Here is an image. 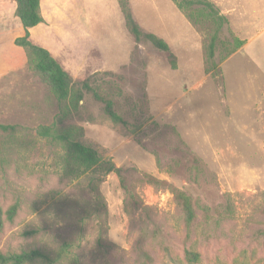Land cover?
Listing matches in <instances>:
<instances>
[{
	"label": "rangeland",
	"instance_id": "obj_1",
	"mask_svg": "<svg viewBox=\"0 0 264 264\" xmlns=\"http://www.w3.org/2000/svg\"><path fill=\"white\" fill-rule=\"evenodd\" d=\"M209 1L228 13L214 72L207 49L215 26L198 16L194 25L172 0H128L141 32L169 53L135 40L117 0H43L47 19L31 41L111 98L123 121L85 95L67 124L101 154L90 170L38 137L60 104L27 54L0 39V124L23 127L0 164V206L19 205L13 221L4 217L0 251L55 260L33 264H193L188 252L200 256L194 264H264V1ZM235 31L253 43L226 57ZM111 163L120 173L108 172ZM174 190L192 201L190 227Z\"/></svg>",
	"mask_w": 264,
	"mask_h": 264
},
{
	"label": "trees",
	"instance_id": "obj_2",
	"mask_svg": "<svg viewBox=\"0 0 264 264\" xmlns=\"http://www.w3.org/2000/svg\"><path fill=\"white\" fill-rule=\"evenodd\" d=\"M42 0H15V16L20 20L24 35L15 40V45L22 47L28 59V66L31 72L45 84L55 99L60 104V111L54 118L51 125H41L36 133L40 139L46 141L52 147L62 148L72 159L73 163L79 168L90 170L103 163V158L99 151L92 146L86 145L79 140L82 132L81 128L67 124L74 116L78 115L83 107L86 94H92L95 100L103 103L105 113L114 123H123L120 116L114 111V101L107 95L102 94L89 84V80L75 81L72 76L61 66L57 59L47 49L34 44L30 39V30L43 24L45 19L42 14ZM124 16L125 24L129 32L137 42L144 36L155 48L169 53L170 46L155 34H143L140 26L137 24L131 12L128 0H117ZM178 9L188 15L194 25H198V17L208 18L215 26V34L212 36L207 49V58L211 64L209 72L216 71L215 53L219 41V33L228 25V19L221 13L219 8L209 0H172ZM195 13V14H194ZM196 18V19H195ZM235 37V36H234ZM236 46L231 49L226 57L235 54L244 42L237 36L235 37ZM173 69H176L175 58L172 55ZM227 59V58H225ZM224 59V60H225ZM23 127L19 125L0 124V164L7 161V145L10 138L14 137ZM25 129V128H24ZM120 168H116L113 163L110 164L108 172L120 173ZM149 183L154 185H163L164 182L146 175ZM175 198L184 211V223L190 227L195 219V211L191 199L183 192L174 190ZM19 210V205L15 203L6 212L0 206V234L3 231L5 219L13 221ZM69 247L68 244L62 246L63 252ZM186 260L189 263H197L200 256L194 252L186 254ZM38 261L55 263L49 256L39 250L24 251L21 253H3L0 251V264H33Z\"/></svg>",
	"mask_w": 264,
	"mask_h": 264
},
{
	"label": "crops",
	"instance_id": "obj_3",
	"mask_svg": "<svg viewBox=\"0 0 264 264\" xmlns=\"http://www.w3.org/2000/svg\"><path fill=\"white\" fill-rule=\"evenodd\" d=\"M264 0H262L263 2ZM41 6H42V10H44V5H43V0L41 1ZM15 12H16V2L15 0H0V39L1 38H4V39H7L8 41L12 42V45L17 48V51L18 52H22V53H25V50L22 48V47H19L17 45H15V40L17 38H20L24 35V31L22 30V25L20 20L16 17L15 19H11V20H7L6 19V15L7 13H11V14H14L15 15ZM226 15L228 16V13L225 12ZM43 14V17L46 21L47 17ZM226 16V17H227ZM14 18V17H12ZM15 24V27L17 28V30L15 31L12 27V25ZM43 24H40L39 26L37 27H42ZM246 24L244 23L243 24V27H245ZM37 27L33 28L30 30V39L32 40V36H33V31L34 29H37ZM236 32V36L242 40L244 42V45L241 47V49H239L235 54H233L230 58L234 57L235 55L241 53V52H244L245 50H247L249 47H251L250 45L253 43V38H249V39H246L244 37H241L240 35V31H235ZM16 33V34H15ZM261 49H263L262 46H259ZM255 54L254 53V50H253V47L251 48V56L249 58V54H247L248 58L249 59H253L255 58ZM262 55L259 54L258 57H261ZM229 58V59H230ZM24 59H25V56H24ZM19 64V63H18ZM18 64H11L12 67H10L9 69V65L7 66L8 67V70H11V69H15V68H18Z\"/></svg>",
	"mask_w": 264,
	"mask_h": 264
}]
</instances>
